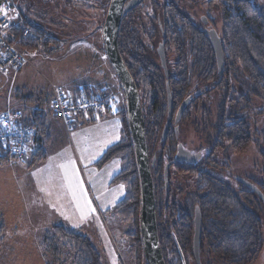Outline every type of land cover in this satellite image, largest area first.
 Returning a JSON list of instances; mask_svg holds the SVG:
<instances>
[{
    "label": "rangeland",
    "instance_id": "1",
    "mask_svg": "<svg viewBox=\"0 0 264 264\" xmlns=\"http://www.w3.org/2000/svg\"><path fill=\"white\" fill-rule=\"evenodd\" d=\"M159 1L176 3L184 14L192 18L198 17L195 13L200 11L220 29L218 10H207L209 0ZM248 1L255 8L264 9V0ZM109 2H4L13 8L14 21L18 23L21 18H27L43 26L59 43L51 45L49 53L41 50L28 52L31 64L11 81L12 99L8 93L10 76L0 75V116L5 112L6 104L10 105L8 109L15 108L17 97L28 96H36L38 106L48 112L50 83L64 88L71 97L91 98L99 90L106 89L117 99L119 106L108 113L98 114L95 121L76 120L71 133L59 121L56 122L52 139L44 148L46 158L40 163H32V154L38 146L34 147L35 135L28 143V153L21 160L7 159L0 163V221L2 219L4 225L0 234V264H72L70 249L60 238L52 235L56 226L85 236L101 256V264H136L126 238L131 225L122 223L114 212L115 206L124 198L126 186L112 183V180L123 170L124 163L120 158H112L104 165L98 164L111 146L121 142L123 117L119 111L126 108L123 89L114 72L107 67L109 61L103 50V23ZM138 15L142 18L135 27L147 42L151 2H145ZM173 57L169 55L171 61ZM142 98L147 107L146 97ZM262 109L264 102L259 99H252L251 108L245 112L234 113L229 106L226 109L228 115L246 119L253 139L247 152L235 155L231 150L228 156L230 175L226 183L235 192L249 191L253 184L264 185L260 134L264 127V115L260 114ZM47 118L50 117L47 115ZM81 121L86 123L77 125ZM191 129V125L181 127L180 140L186 138ZM64 165L67 168L62 167ZM260 214L264 239V212ZM262 249L254 264H264V246ZM203 251L198 260H190L189 264H223L211 257L206 248Z\"/></svg>",
    "mask_w": 264,
    "mask_h": 264
},
{
    "label": "trees",
    "instance_id": "2",
    "mask_svg": "<svg viewBox=\"0 0 264 264\" xmlns=\"http://www.w3.org/2000/svg\"><path fill=\"white\" fill-rule=\"evenodd\" d=\"M4 2L5 0H0V5ZM207 10H218L221 21L218 29L215 22L209 20L217 30L222 44L224 70L221 77L216 66V55L207 35L196 29L174 3L162 7L159 11L163 23L161 34L166 35L165 46L169 51L173 50L175 57L174 72L169 73L168 78L164 76L154 50L148 51L142 45L131 25L127 27L120 24V55L140 97L145 95L148 98L147 107L142 102L140 105L144 116L148 154L151 155L150 158H155L150 170L160 174L158 184L161 187L164 185L162 170L178 151L179 138L175 136V128L194 125L196 117L199 126L204 125L207 131L214 134L215 146L216 142H222L224 137H227L230 150L235 155L243 154L253 143L250 124L244 118L228 115L226 109L229 106L234 113L245 112L251 108L252 99L264 102V9L255 8L248 0H209ZM151 24L154 28L153 38L161 40L162 35L157 23L154 24L153 21ZM26 30L27 35L24 36ZM7 37L13 45L25 52L41 50L49 53V47L59 43L57 39L50 37L46 29L28 21L27 18H21L17 26L7 32ZM167 80L173 112L178 111L184 101L189 103L178 123H175L173 117L167 134L162 137L167 121ZM194 81L205 85L208 91L200 97H192L190 90ZM31 99L28 97L27 103ZM260 114L264 115V109ZM119 115L123 117L121 142L111 146L98 164L104 165L112 158H120L124 163L123 170L112 180V183L119 182L126 186L124 198L115 206L114 212L122 223L131 225L126 238L131 244L130 254L133 261L135 260L136 264H146L139 230L141 185L127 124L126 108L120 110ZM22 121L32 127L35 137L37 136L38 146L34 145L37 148L32 154V163H40L46 158L44 148L50 141L45 115L42 111H35ZM260 134L263 145L261 156L264 159V127ZM7 159L13 157L7 155L2 157L0 162ZM201 182L203 188L199 191L200 199L197 202L202 228L199 255L204 253L203 249L206 248L211 257L223 264L257 262L264 246L260 214L264 212V202L257 191L250 189L235 192L224 182H213L205 176ZM254 186L261 194L264 193V185ZM155 196L158 241L164 262L183 264L181 252L185 264H189L190 260L195 259L194 211L191 209L189 213H184L177 204L166 205L163 189ZM3 230L1 219L0 234ZM52 235L60 238L70 249L72 264H101V256L82 234L56 226Z\"/></svg>",
    "mask_w": 264,
    "mask_h": 264
},
{
    "label": "flooded vegetation",
    "instance_id": "3",
    "mask_svg": "<svg viewBox=\"0 0 264 264\" xmlns=\"http://www.w3.org/2000/svg\"><path fill=\"white\" fill-rule=\"evenodd\" d=\"M130 0H126L124 8L127 6ZM151 2V12L152 15L148 17V24H150V30H148L146 37L147 42H145L143 36L137 31L135 27V23L139 22L142 18V15H138L140 12V9L144 5L145 2ZM174 3V2H173ZM173 3H166L165 1H159V0H143L139 3L135 8L127 11V13L122 14V18L120 21V24L122 23L125 26H130L131 29L133 28L135 32L137 33V36L139 37L140 42L142 45L148 50L151 51L154 50L156 54V58H158V62L161 66L160 58L158 57V51L160 47L164 46V58L166 62V69L167 73H173L174 69V63H175V57L174 61L172 58V61L169 58V55L174 56L173 50L169 51L168 48L165 46V37L164 33L161 34V30L163 29V23H162V17L161 12L162 7L168 6ZM177 7V9L183 14L186 15L188 19L193 23L194 27L198 29L200 32L206 34V31H209L213 29L215 32L217 30L212 25V23L209 21L210 18H206L205 15H203L200 11H196L195 16L198 17H191L187 14H184L183 11L179 9L176 3H174ZM159 8V9H158ZM131 12V13H130ZM203 18L206 19L207 23H204ZM154 21V24H156L160 29V34L162 35V39H155L153 38V32L154 28L152 26V22ZM121 27V25H120ZM146 33V32H145ZM218 34V32H217ZM207 35V34H206ZM125 41V38H124ZM128 45V43H126ZM161 69L162 66H161ZM164 71V69H163ZM165 75L166 78H168ZM169 83L167 80L166 83ZM193 87H197L194 90H192ZM190 95L192 97H200L201 94L206 93L208 90L206 89L205 85L198 84L196 81H194L191 84V90ZM145 96V95H144ZM143 96V97H144ZM146 97V96H145ZM142 97H140V102H142ZM146 100L148 102V98L146 97ZM187 101V100H186ZM143 104V103H142ZM177 110L172 112L173 117H176ZM172 117V119H173ZM172 121V120H171ZM171 123V122H170ZM170 126V125H169ZM180 126L178 127V146H177V153L176 155L171 159L168 160V163L164 166L162 172H163V186L161 187L159 183V173L155 171H151L152 173V181L154 184V196L159 193V190L163 189V195H165V204L166 205H174L177 204L179 208L181 209V212L189 213L192 209L194 211V220L193 223L195 225V219L196 214H199V207L197 205V202L200 199V193L199 191L202 190V177L205 176V178L213 180L214 181H221L226 184L229 188H231L227 182L229 179V170H228V163L230 155V147L228 146V139L227 137H224L222 142H216L215 146V136L212 132L207 131V128L204 125L199 126L196 121V117H194V125H191V130L186 136V138L180 140ZM185 128V126H184ZM206 131V132H203ZM193 134V137L190 135ZM190 136V137H189ZM198 139H200L198 141ZM151 155L148 154L149 161L152 159L150 158ZM167 168V177L165 178V172L164 170ZM179 180L178 184L176 183V180ZM168 195V200H166ZM156 197V196H155ZM201 220V218H200ZM201 241V240H200Z\"/></svg>",
    "mask_w": 264,
    "mask_h": 264
},
{
    "label": "water",
    "instance_id": "4",
    "mask_svg": "<svg viewBox=\"0 0 264 264\" xmlns=\"http://www.w3.org/2000/svg\"><path fill=\"white\" fill-rule=\"evenodd\" d=\"M126 0H110L109 7L106 11L105 21L103 23V49L105 56L109 61V64L121 83L123 94L125 96L126 105V117L127 124L130 130L131 139L133 141V148L135 151V162H137V171L139 173V185H141V204H140V226L141 241L143 242V254L146 264H165L163 254L161 253L160 241H158L157 219H156V207L154 196V184L152 181V173L150 171L151 165H154L155 158H152L149 162L147 141L145 139V127L144 116L142 113V105H140V94L129 71H127L124 60L120 55L118 48V32L120 28V21L123 13L135 8L143 0H130L127 6L124 8ZM204 23H207L203 18ZM208 40L212 44L214 55H216V66L218 67L219 77L222 76L224 70V55L222 52V44L220 38L213 29L206 31ZM158 57L161 61V66L164 69L167 76L166 62L164 58V46L160 47L158 51ZM167 92V121L162 132V137L167 134L170 128V122L172 120L173 103L171 100V92L169 91V83H166ZM189 102L184 101L178 108L177 115L175 117V123H178L182 113ZM175 136H178V129L175 128ZM20 160V159H19ZM167 168L164 170L165 178L167 177ZM253 190L257 191L261 200L264 202V195L253 185ZM166 200H168V195ZM195 219V231L193 237V251L195 258H199V245L201 235V221L199 214H196ZM180 252V251H179ZM181 262L185 264L184 257L180 252Z\"/></svg>",
    "mask_w": 264,
    "mask_h": 264
},
{
    "label": "built area",
    "instance_id": "5",
    "mask_svg": "<svg viewBox=\"0 0 264 264\" xmlns=\"http://www.w3.org/2000/svg\"><path fill=\"white\" fill-rule=\"evenodd\" d=\"M6 15H0V75L8 73L14 75L17 71L30 65L28 52L13 45L7 37V32L17 26L15 13L7 3ZM27 35V30L24 36ZM51 102L53 116L58 120L68 133L76 120H98L97 115L119 106L117 99L109 94L106 89L96 92L95 96L71 97L64 88L50 83ZM6 107L0 116V159L7 155L13 159L21 160L27 154L29 141L34 138V129L22 121L24 116L21 111H12Z\"/></svg>",
    "mask_w": 264,
    "mask_h": 264
},
{
    "label": "crops",
    "instance_id": "6",
    "mask_svg": "<svg viewBox=\"0 0 264 264\" xmlns=\"http://www.w3.org/2000/svg\"><path fill=\"white\" fill-rule=\"evenodd\" d=\"M28 21H30V20H28ZM31 22V21H30ZM37 25H39V24H37ZM42 28H43V26H41ZM45 29V28H44ZM108 63V62H107ZM29 65H27L26 67H28ZM26 67L25 68H23V69H21L20 71H17L14 75H12V73L10 72V73H8L7 75L8 76H10V83H9V89H8V93L10 92L11 93V99H12V93L14 92V91H11V89H12V87H11V85H12V83H11V81H13V80H15V78L17 77V76H19V74H20V72L22 71V70H24V69H26ZM111 71H113L112 70V68H111V66H110V64L108 63V66H107ZM114 72V74H115V71H113ZM116 75V74H115ZM117 77V76H116ZM119 82V81H118ZM96 85H99V84H96ZM120 85H121V83H120ZM122 88V87H121ZM50 90H51V88H50ZM28 97L29 98H32L31 99V101L30 102H28L27 103V99H28ZM28 97H17V100H16V102H14V106H15V104H16V107L15 108H10V109H12L13 111H21L22 113H24V110L26 111V114L24 113L23 115H24V118L26 117V116H29L30 114H32L33 112H35V111H42L43 113H44V115H45V120H46V122H47V125H48V131H49V139L51 140L52 139V136H53V130L52 129H54V126H55V123L56 122H58V120H56L55 118H54V116H53V113H51L52 112V109L50 108V102H51V99H50V101H49V103H48V105H47V109H48V112H45L44 111V109H42L41 108V106H38V103H39V99H37L36 98V96H28ZM74 97H79V96H74ZM8 101H10V99H8ZM37 104V105H36ZM7 106H10L9 104H6V107ZM36 106H38V107H36ZM20 107H22V110H20ZM47 113V114H46ZM47 115H48V117H50L49 119L47 118ZM51 115V116H50ZM78 121H80V120H77V122ZM85 121H93V120H85ZM85 121H81V122H79L77 125H80L81 126V123H86ZM61 124V123H60ZM52 125H53V127H52ZM36 141H37V136L34 138V145H36L37 143H36ZM36 147V146H35ZM6 162V161H5ZM5 162H0V163H5ZM44 244H45V241H44ZM55 250V249H54ZM56 251V250H55ZM54 251V252H55Z\"/></svg>",
    "mask_w": 264,
    "mask_h": 264
},
{
    "label": "snow or ice",
    "instance_id": "7",
    "mask_svg": "<svg viewBox=\"0 0 264 264\" xmlns=\"http://www.w3.org/2000/svg\"><path fill=\"white\" fill-rule=\"evenodd\" d=\"M6 13H7V6H0V15H6ZM62 167L67 168L66 165H64ZM42 191H43V189H42Z\"/></svg>",
    "mask_w": 264,
    "mask_h": 264
},
{
    "label": "bare ground",
    "instance_id": "8",
    "mask_svg": "<svg viewBox=\"0 0 264 264\" xmlns=\"http://www.w3.org/2000/svg\"><path fill=\"white\" fill-rule=\"evenodd\" d=\"M9 32V31H8ZM28 153V152H27Z\"/></svg>",
    "mask_w": 264,
    "mask_h": 264
}]
</instances>
